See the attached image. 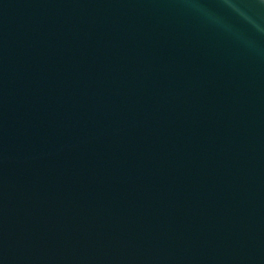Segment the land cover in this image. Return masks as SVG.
Wrapping results in <instances>:
<instances>
[{
	"label": "water",
	"instance_id": "water-1",
	"mask_svg": "<svg viewBox=\"0 0 264 264\" xmlns=\"http://www.w3.org/2000/svg\"><path fill=\"white\" fill-rule=\"evenodd\" d=\"M0 264H264V0H0Z\"/></svg>",
	"mask_w": 264,
	"mask_h": 264
}]
</instances>
